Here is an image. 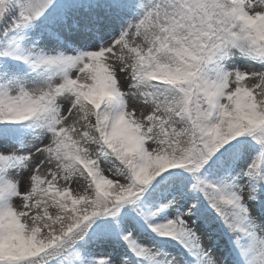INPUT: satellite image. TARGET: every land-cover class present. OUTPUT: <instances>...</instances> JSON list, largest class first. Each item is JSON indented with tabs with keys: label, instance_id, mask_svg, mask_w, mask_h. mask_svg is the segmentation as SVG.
Masks as SVG:
<instances>
[{
	"label": "rangeland",
	"instance_id": "obj_1",
	"mask_svg": "<svg viewBox=\"0 0 264 264\" xmlns=\"http://www.w3.org/2000/svg\"><path fill=\"white\" fill-rule=\"evenodd\" d=\"M189 1L199 9L200 19L211 21L209 15L216 9L214 0ZM232 1L238 17L264 37V0ZM106 2L93 0L85 5L82 0H31L24 8L25 24L39 25L47 15L57 16V8L66 3L74 6L66 12L61 10L56 20L51 21L50 30L34 28L30 35L14 37L0 51V119L17 123L37 112L43 114L40 108L44 103L49 105L40 127L19 132L15 139L0 137V159L11 158V164L0 169V264H34L27 262V258L37 250L41 255L50 250L56 255L69 247L71 239L56 228L36 230L32 225L34 211L27 196L39 175L46 181H56L80 210L88 207L91 193L106 188L119 206L108 211L105 219L117 215L128 201L133 207L143 208L134 203L142 200L143 195H149L152 201L145 205L140 221L134 216L119 217L114 232H102L99 226L96 228L99 234L79 237L80 248H74L73 252L81 264H264V206L252 194L251 177L254 167L261 160L264 162V119L244 116L247 124L242 137L259 136L260 144L246 150L231 178L232 195L227 199L240 212L232 223L233 240L220 236L214 224L207 226L195 218L193 209L198 196L159 209L153 207L160 203L153 185L169 174L195 173L196 181L214 185L198 172L209 157L224 147L220 124L230 98H235L238 108L244 104L238 94L240 82L247 85L258 105L264 108V64L235 50L232 39L216 40L209 48L211 55L205 52L204 63L215 64L218 79L205 77L200 71L193 73L198 76L193 84L208 96L213 108L208 129L210 144H201L198 161L189 159L185 164L164 169L158 141L138 138V134H147L149 116L157 114V109L142 88L134 84L133 75L137 53L155 49L157 11L164 0ZM4 3L5 0L0 2V11ZM221 53L225 55L222 62ZM201 62L202 58H197V64ZM93 78L102 93L113 101L112 112L104 122L103 140L109 147L119 148L120 153L134 156L135 163L131 167L124 165L112 153L100 156V146L93 144L98 170L91 167L89 176L78 173L64 176L51 155V147L61 129L79 123L84 127L71 89H86ZM89 119L94 121L92 117ZM217 191L225 198L220 188ZM55 210L51 207L52 212ZM10 226L16 229L10 231ZM184 235L198 253L193 262L184 260L176 248L152 246L156 236H171L183 244ZM141 247L146 249L145 254ZM130 250L140 255V260Z\"/></svg>",
	"mask_w": 264,
	"mask_h": 264
},
{
	"label": "trees",
	"instance_id": "obj_2",
	"mask_svg": "<svg viewBox=\"0 0 264 264\" xmlns=\"http://www.w3.org/2000/svg\"><path fill=\"white\" fill-rule=\"evenodd\" d=\"M30 1L5 0L0 11V49L8 38L29 34L32 28L39 27L43 32L47 28L50 30L51 21L60 15V11L66 12V9L74 6L73 3H66L63 8H57V16L47 15L40 25L29 23L26 26L24 16L19 14V7L27 8ZM92 1L82 0L81 4L89 5ZM214 3L216 9L211 11V21H208L198 17L199 9L189 0H164L157 11L158 31L154 51L136 55L134 84L142 88L158 111L149 116L147 134L141 135V138L158 141L159 158L164 169L185 164L189 159L198 161L202 154L201 143L210 144V136L206 132L212 122L213 109L208 97L193 84L196 78L193 73L200 71L218 79L219 74L214 67L210 68L204 63L205 52L211 53L209 48L216 40L230 38L235 50L264 64V37L258 36L249 24L237 16L232 0H214ZM199 57L202 62L197 64ZM237 87L244 104L238 108L234 97L228 100L227 112L220 124L224 147L221 152L209 157L199 171L201 177L221 185L227 195L231 192V177L236 164L249 147L260 144L257 141L259 136L242 137V130L247 124L244 116L264 119V108L258 105L256 96L247 89V85L240 82ZM71 94L78 102L81 120L85 121V125L82 127L79 123L62 129L53 143L51 155L61 165V174L69 176L79 173L88 176L91 167L97 170L98 156L91 149L94 143L101 146L102 155L112 153L124 165L133 166L134 156L120 153L119 148L112 149L103 142V122L111 113L113 104L110 99L103 97L96 79L93 78L91 86L86 89L73 87ZM90 117L94 121L91 122ZM42 120L41 117L30 120L21 128L24 131L35 128ZM15 127L5 125L4 120L0 119V136L15 138ZM251 172L252 194L258 204L264 206V162ZM155 189L163 204L185 202L199 195L200 200L195 203L193 210L195 216L208 226L214 224L220 236L234 239L232 223L240 212L222 199L213 186L194 181V174L191 173L178 176L169 174L155 184ZM27 201L32 202L34 229L54 227L71 239L69 247L56 255H52L49 248L50 251L43 255L39 254V250L35 251L32 257L27 258V262L34 261V264H79L75 256L69 254L70 247L90 231L96 220L119 206L108 190L102 188L91 193L88 207L80 210L56 181H46L40 175L34 179ZM51 207L56 208L55 212L51 211ZM132 213H135V208L127 203L115 217L127 218ZM135 215L138 216V213ZM110 223H105L106 228L111 227ZM14 230L15 227L11 226L10 231ZM173 243L176 242L164 238L154 242V247L168 249L174 246ZM183 258L192 260L185 256Z\"/></svg>",
	"mask_w": 264,
	"mask_h": 264
}]
</instances>
